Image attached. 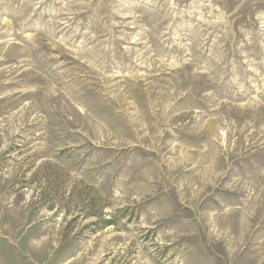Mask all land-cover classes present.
<instances>
[{
    "label": "rangeland",
    "instance_id": "rangeland-1",
    "mask_svg": "<svg viewBox=\"0 0 264 264\" xmlns=\"http://www.w3.org/2000/svg\"><path fill=\"white\" fill-rule=\"evenodd\" d=\"M0 264H264V0H0Z\"/></svg>",
    "mask_w": 264,
    "mask_h": 264
}]
</instances>
